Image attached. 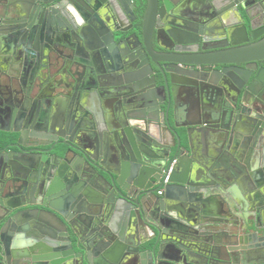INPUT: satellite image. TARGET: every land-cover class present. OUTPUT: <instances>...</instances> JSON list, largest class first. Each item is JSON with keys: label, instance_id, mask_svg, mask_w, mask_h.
I'll list each match as a JSON object with an SVG mask.
<instances>
[{"label": "water", "instance_id": "1", "mask_svg": "<svg viewBox=\"0 0 264 264\" xmlns=\"http://www.w3.org/2000/svg\"><path fill=\"white\" fill-rule=\"evenodd\" d=\"M18 1L0 3L18 68L0 72V264H264V28L245 1L148 0L140 36L129 11H71L68 55Z\"/></svg>", "mask_w": 264, "mask_h": 264}, {"label": "flooded vegetation", "instance_id": "2", "mask_svg": "<svg viewBox=\"0 0 264 264\" xmlns=\"http://www.w3.org/2000/svg\"><path fill=\"white\" fill-rule=\"evenodd\" d=\"M18 0H0L1 4H8L9 2H16ZM89 2L90 6L85 3ZM20 0L26 4V8L23 14L27 24L31 23L30 29L38 36V39L41 44H47L48 48H56L58 53L61 54H71L72 50L68 45H75L78 41L79 35L75 34L76 30L80 31L83 34L85 30L84 26L86 25V19L83 13L72 14L71 11H129L127 16L122 18V23L124 27H129L130 31L135 32L140 36L141 28L143 26V17L147 8L148 0ZM202 0L198 1L196 5L191 6L190 2L183 3L178 9L170 8H161V3H159L156 11H195L200 10L202 7ZM247 11H250L252 16V24L259 29L264 28V0H244ZM19 2V1H18ZM97 10H93V9ZM203 9V8H202ZM1 11V10H0ZM241 11H243L241 9ZM74 13V12H73ZM68 15V18L65 16ZM165 16V14H164ZM163 20L158 21L160 27H164L165 23ZM174 22L186 26L183 20L179 18H174ZM157 22V21H156ZM155 22V25H156ZM76 26V28H74ZM182 27V26H181ZM161 29V28H160ZM156 29L153 30L151 34V48L155 53L156 58H160L161 55H168L175 57V55L169 54L166 50L159 47L155 42ZM160 41L163 45H169L167 41L161 36ZM207 44H212L213 41L207 40ZM54 47V48H53ZM174 48V47H172ZM145 58L144 56L142 57ZM46 60H42L41 64H46ZM264 64V62H263ZM12 61H8V68L0 70L2 73H11L12 67L18 69L16 65H12ZM153 69L154 66L152 65ZM10 68V69H9ZM9 69V70H8ZM26 71V70H25ZM23 71V75H25ZM44 76L41 78L44 80ZM258 131V132H257ZM257 134L264 138V124L259 125L257 128ZM176 161L175 158H172ZM168 160L166 166L162 169L160 173V178L157 181L159 185L157 193H161L163 189V184L161 182V176L164 169L168 166ZM175 162L172 165V169ZM172 171V170H171ZM170 176V175H169ZM169 180V179H168ZM168 182V181H167Z\"/></svg>", "mask_w": 264, "mask_h": 264}, {"label": "crops", "instance_id": "3", "mask_svg": "<svg viewBox=\"0 0 264 264\" xmlns=\"http://www.w3.org/2000/svg\"><path fill=\"white\" fill-rule=\"evenodd\" d=\"M10 60V55L9 53L6 52H2L0 53V70L3 69H7L8 68V61ZM10 69V68H9ZM8 69V70H9ZM2 80L4 81V79L2 78ZM5 126V122L0 120V127H4Z\"/></svg>", "mask_w": 264, "mask_h": 264}, {"label": "built area", "instance_id": "4", "mask_svg": "<svg viewBox=\"0 0 264 264\" xmlns=\"http://www.w3.org/2000/svg\"><path fill=\"white\" fill-rule=\"evenodd\" d=\"M174 162H175V160L172 159V160L169 162L168 166L164 169V171H163V173H162V176H161V182H162L163 184L167 183V181H168V179H169V175H170L171 170H172V165H173Z\"/></svg>", "mask_w": 264, "mask_h": 264}]
</instances>
